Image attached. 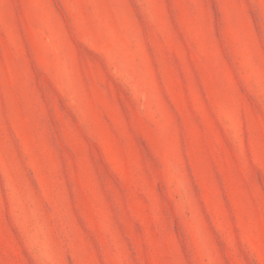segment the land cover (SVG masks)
Listing matches in <instances>:
<instances>
[{
    "label": "rangeland",
    "instance_id": "rangeland-1",
    "mask_svg": "<svg viewBox=\"0 0 264 264\" xmlns=\"http://www.w3.org/2000/svg\"><path fill=\"white\" fill-rule=\"evenodd\" d=\"M0 264H264V0H0Z\"/></svg>",
    "mask_w": 264,
    "mask_h": 264
}]
</instances>
